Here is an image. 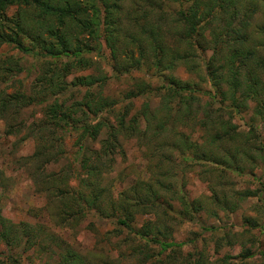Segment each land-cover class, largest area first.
<instances>
[{"label":"trees","instance_id":"1","mask_svg":"<svg viewBox=\"0 0 264 264\" xmlns=\"http://www.w3.org/2000/svg\"><path fill=\"white\" fill-rule=\"evenodd\" d=\"M123 1L0 0V46H12L37 67L28 94L0 90V120L7 122L8 135L25 130L37 142L27 158L34 164L31 177L36 189L51 198L49 215L55 221L74 226L95 215L114 223L105 241L112 244L111 239L123 237L113 244L127 247L123 259L134 260L127 264H204L201 252L197 259L185 255V243L172 240L165 209L186 221L207 209L214 216L232 214L239 203L259 197V192L237 191L226 182L220 184L222 180L254 177V170L260 169L257 184L264 187V137L259 128L264 127V0H170L176 7L173 30L157 24L120 43L117 28ZM11 8L15 11L8 16ZM101 37L113 77L146 70L163 80L161 86L128 77L130 86L110 97L101 89L103 74L74 75L93 67V55L102 56ZM18 63L9 61L10 71L4 75L23 71ZM179 65L186 68L188 79L175 76ZM72 89L85 92L70 102L60 100ZM142 96L146 102L136 110L133 101ZM156 97L158 104L152 106L150 99ZM36 103H46L41 117L19 122L22 110ZM247 113L242 131L233 119ZM189 127H197L201 135L193 139V134L183 133ZM72 133L82 175L76 176L75 187L69 182L74 177L71 169H64L68 164L57 172L51 169L62 159L64 139ZM132 140L145 147V157L156 160L157 169L113 195L102 181L116 158H126L124 144ZM93 143L97 149L89 147ZM172 155L202 169L208 196L185 200ZM166 194L181 202L180 210L163 205ZM141 215L152 219L139 225ZM56 234L45 224L12 222L0 210V241L9 253H0V264H23L19 249H35L54 258L55 264L92 263L89 255L75 251ZM259 251L241 249L221 262L240 258L238 264H246L258 254L264 264V247ZM118 258L108 256L96 264H118Z\"/></svg>","mask_w":264,"mask_h":264},{"label":"rangeland","instance_id":"2","mask_svg":"<svg viewBox=\"0 0 264 264\" xmlns=\"http://www.w3.org/2000/svg\"><path fill=\"white\" fill-rule=\"evenodd\" d=\"M175 8L170 3V0H124L117 28L120 34V43L126 40L129 41L132 39L131 37L138 38L144 29L156 27L157 24L165 25V31L173 30L175 27L173 25V11ZM14 11L15 8L9 9L7 11L8 16H11ZM259 17L260 14L258 13L254 18L258 19ZM100 40L102 42V56L93 55L92 60L95 62L93 67L74 75L103 74L106 80H104L105 83L101 89H103V94L110 97H117L119 92L130 86L128 77L140 78L153 86H161L163 80L156 77L151 71L146 70L133 71L130 75H123L119 79L113 77L108 61L109 50L104 46L102 37ZM131 48L134 49V56H137L136 46L132 44ZM14 60L19 61L18 64L23 68V71L15 74L14 77H6L4 71H10L8 62ZM35 66L36 64L31 57L23 55L12 46H0V90L6 93L23 91L28 94L37 74V67ZM185 69L184 66L179 65L175 71V76L180 77L182 80L188 79L189 73ZM15 72L13 71L11 74ZM7 78L9 80H6ZM84 92L85 89H72L68 94L63 95L60 100L65 98L67 102H70L82 96ZM158 101L157 97L150 99L152 106L157 105ZM144 102H146V96L135 99L133 105L138 110ZM45 105L46 103H36L25 107L18 121L28 124L39 119L41 110ZM249 117L250 113L245 116L244 114L235 116L233 122L240 126L243 131V124ZM6 126L7 122L0 120V210L2 215L12 222L45 224L51 232L53 231L57 233L56 235L66 239L75 251L89 255L91 264H96V260H102L112 255L116 258L119 257L117 259L118 264L134 262V260L125 261L123 259L129 252L127 247H124V245L117 247L113 244L117 240L123 239V237L111 239L112 244L105 241V235L107 232L111 233L114 223L100 220L95 215H89L74 226H66L60 221H55L49 215L53 211V204L49 202L51 198L45 197L36 189L33 177H31L34 164L28 162L27 159L35 152L37 142L28 137L25 130H21L16 135H8ZM259 128L263 131L264 137V127L260 124ZM196 129L197 127L195 129L189 127L184 129L183 133L186 132L189 136L193 134L192 138L195 139L201 135V132L196 131ZM75 141L76 135L74 133L66 136L63 142L64 153L62 159L51 168L57 172L68 164L64 169L67 170V167L71 169V175L74 177L69 182L74 187L78 182L76 176H82L80 175L79 163L76 159L78 155H76L77 146ZM89 147L98 148L96 143L90 144ZM124 149L126 158L124 160L116 158L113 170L106 174L102 181V185L109 188L110 191L113 190V195H117V193L132 187L137 178L147 177L149 170L155 171L157 169L156 164L158 165L156 160L145 157L147 152L145 147L142 145L138 146L134 140L124 144ZM171 158H174L176 167H173V172L180 179L177 185H182L181 194L185 196V200L208 196L209 185H207V181L203 180V176L199 174L202 169L199 170L192 166L190 162L184 163L176 156L172 155ZM253 174L255 175H253L254 177L231 176L226 181L225 179L221 181L220 184L226 182L229 187H233L237 191L250 189L259 192V197L257 195V197L245 199L239 203L238 210L232 214L217 212L218 216H214L207 209L196 214L193 220L186 221L171 213L168 208L165 209L166 212L161 211L165 212L166 220L171 225L172 240L185 243L182 246L183 254L191 253L197 259L199 252H201L204 256V264H223L221 262L223 256H234L237 252H241V249H250V252L258 253L260 252L259 250H263L264 187L257 184L258 178L261 177V170H254ZM212 182L216 183L215 179ZM261 182H264V179H261ZM108 194H111V192H108ZM163 200L165 207L169 204L172 206V211L177 212L180 210L181 202L173 195L166 194ZM149 216L141 215L137 223L140 225L147 219H152ZM249 222H254L255 226ZM2 252L9 254L0 241V253ZM121 252H124V255L120 254ZM15 253H17L16 250L13 251V255ZM18 253L21 254L20 257L23 264H42L43 262L55 264L54 258L50 259V257L41 256V253L35 249L25 251L19 249ZM1 258L0 260H2ZM227 261L229 264H238L240 258L228 259ZM261 263L262 259L256 254L246 264Z\"/></svg>","mask_w":264,"mask_h":264}]
</instances>
